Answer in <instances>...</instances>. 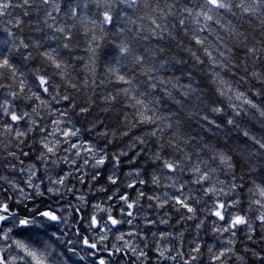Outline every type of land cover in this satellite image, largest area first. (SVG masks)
I'll return each mask as SVG.
<instances>
[{"label": "clouds", "instance_id": "clouds-1", "mask_svg": "<svg viewBox=\"0 0 264 264\" xmlns=\"http://www.w3.org/2000/svg\"><path fill=\"white\" fill-rule=\"evenodd\" d=\"M101 260L264 264V0H0V264Z\"/></svg>", "mask_w": 264, "mask_h": 264}, {"label": "snow or ice", "instance_id": "snow-or-ice-1", "mask_svg": "<svg viewBox=\"0 0 264 264\" xmlns=\"http://www.w3.org/2000/svg\"><path fill=\"white\" fill-rule=\"evenodd\" d=\"M129 207H131V206H129ZM44 215H45V216H51V219H53V220L56 219L55 216H52V215H51L50 213H48V212H45ZM217 215H219V213H217ZM113 222L115 223V221H113ZM85 243H87V241H85ZM100 264H104L103 260L100 261Z\"/></svg>", "mask_w": 264, "mask_h": 264}]
</instances>
